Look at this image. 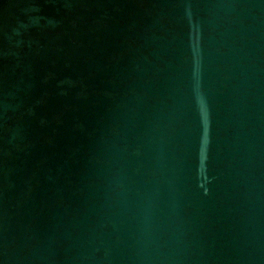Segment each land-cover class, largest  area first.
I'll list each match as a JSON object with an SVG mask.
<instances>
[{
	"label": "water",
	"instance_id": "95a60500",
	"mask_svg": "<svg viewBox=\"0 0 264 264\" xmlns=\"http://www.w3.org/2000/svg\"><path fill=\"white\" fill-rule=\"evenodd\" d=\"M0 264H264V0H0Z\"/></svg>",
	"mask_w": 264,
	"mask_h": 264
}]
</instances>
